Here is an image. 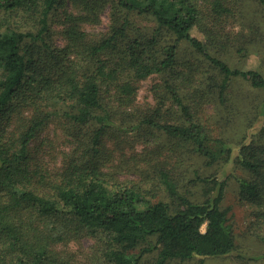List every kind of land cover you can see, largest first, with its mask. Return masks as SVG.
<instances>
[{"label":"trees","instance_id":"obj_1","mask_svg":"<svg viewBox=\"0 0 264 264\" xmlns=\"http://www.w3.org/2000/svg\"><path fill=\"white\" fill-rule=\"evenodd\" d=\"M241 5V0H0V264H84L60 247L85 237L97 244L87 264H168L236 251L232 208L222 205L223 179L196 172L207 193L196 201L181 191L183 178L175 170L159 168L139 182L113 181L101 160L110 133L125 132L129 136L121 141L131 142V132L135 139L154 129L175 151H192L206 165L232 160V145L214 138L193 102L201 96L225 103L232 79L240 76L264 90L261 71L234 67L214 50L218 41L246 50L231 35ZM105 10L107 30L90 31L87 24L100 22ZM134 15L152 26L136 24ZM56 34L63 36V46ZM182 44L200 53L211 71L197 78L200 67L181 58ZM153 75L163 78L168 99L179 108L175 122L154 119L163 113L165 96L157 97L155 116L133 107L140 82ZM51 124L64 129L72 145L53 168L35 153ZM262 130L264 135V122ZM235 162L253 176L238 178L241 197L264 216V143L244 144ZM148 179L152 187L144 185Z\"/></svg>","mask_w":264,"mask_h":264},{"label":"rangeland","instance_id":"obj_2","mask_svg":"<svg viewBox=\"0 0 264 264\" xmlns=\"http://www.w3.org/2000/svg\"><path fill=\"white\" fill-rule=\"evenodd\" d=\"M241 4V18L237 17L236 20L235 18L231 20L235 24L233 27L234 32L231 35L236 34L240 38V45L245 47L246 50H230L219 41L216 42L214 50H218L222 57L234 67L244 70H259L264 74V5L259 0H241ZM134 16L136 24L152 26L142 17ZM109 18V11L105 10L101 14L100 22L87 24L88 29L98 33L106 31ZM55 28L59 30L61 25L56 23ZM195 34L203 38L200 32H195ZM54 38L59 45L63 46L65 40L61 34H56ZM228 39L230 40V38ZM182 48L181 58L186 57L191 65L200 67L197 78L204 75L206 68L210 69L207 61L200 53L195 52L193 47L182 44ZM162 81L164 80L161 76L153 75L140 82L133 107L135 109L140 107L142 109L139 110L140 112L148 113L150 116L154 115L152 114L154 109L157 105L160 107L157 97L161 99V96H165V104L161 111L163 113L158 114L159 119L155 117L154 119L162 123L164 121L175 122L176 112L179 108L168 99L166 89L162 87ZM263 100L264 90L254 87L249 80L240 76L232 79L226 93L225 103L214 104L208 101L207 98L203 100L201 96L193 102L197 105L201 119L212 130L214 138H221L228 145H232L234 154L231 155V161L220 160L214 164L206 165L201 157L192 151H175L173 149L174 143L171 140H165L163 137L158 138L155 129L150 135L144 134L135 139H133L132 135L134 134L131 132V142L121 141L129 136L125 132H112L107 137L106 158L101 161L104 163L103 169L106 175L113 181L139 182L149 173L156 176L159 168L175 170V176L183 178L181 191L196 201L207 198V193L204 192L206 189L205 184L196 181L194 178L196 172L205 177L215 176L225 181L222 205L223 207L229 206L232 208L230 221L236 236V251L228 256L204 260L174 259L168 264H264V216L258 214L257 204L255 205L241 197L239 188V177L251 179L253 176L235 162L244 144L250 143L253 139L257 144L264 143V138L258 140L260 136L264 137V135H261L264 122ZM207 101L208 103H206ZM131 111L134 112L135 110L131 109ZM116 136L120 138H116ZM37 144L40 145V148L39 151H35L36 157L40 160L44 157L45 163L51 168L59 165L62 156L64 157L63 154L69 152L72 147L64 129L56 124L47 127ZM212 145L214 150H219V146L215 143H212ZM179 173L181 175L185 173L186 176L177 175ZM144 185L153 186L149 179L148 183ZM154 191L156 192V190ZM156 194L165 195L161 190ZM205 229L206 225H203L202 230L205 231ZM94 247H97L94 238L85 237L60 248L73 252L78 262L87 264L93 257ZM154 256L155 253L148 255L144 262L152 261ZM99 264H102V262H99Z\"/></svg>","mask_w":264,"mask_h":264}]
</instances>
